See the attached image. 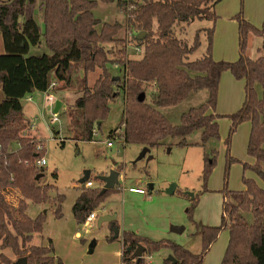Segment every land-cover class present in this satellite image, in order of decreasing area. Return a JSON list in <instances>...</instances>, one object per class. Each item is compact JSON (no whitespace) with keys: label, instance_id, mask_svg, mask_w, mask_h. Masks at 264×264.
Masks as SVG:
<instances>
[{"label":"trees","instance_id":"trees-1","mask_svg":"<svg viewBox=\"0 0 264 264\" xmlns=\"http://www.w3.org/2000/svg\"><path fill=\"white\" fill-rule=\"evenodd\" d=\"M98 1L111 0H0L3 48L0 54V263L17 264L4 255L3 252L9 251L16 261L25 258L26 264H61L53 255L50 240L46 246L32 243L34 235L42 232L45 216L39 214L31 219L25 214L29 203H49L48 191L53 187L39 184L43 170L36 169L35 161L41 153L36 151L39 143L29 133L30 122L24 117L23 100L36 91L47 92L53 81L66 88L76 86L72 77L78 70L81 73L76 89L79 97L74 107L81 115L79 137L82 141H93L94 132L107 119L109 102L121 95L122 119L110 131L109 138H115V131L120 129L117 137L124 145H140L150 150L168 146V140L176 139L177 147L202 148L203 189L216 165L217 120L222 117L230 120L224 140L227 166L236 161L228 155L231 135L238 125L250 124L246 151L254 163H244L242 168L250 170L263 186L254 179L243 178L244 190L223 188L220 223L198 229L199 254L168 240L154 242L133 232H123L122 264H135L132 254L140 245L144 255L166 249L176 264H203L204 255L223 231L228 233V242L220 264H264V24L257 28L238 12L234 17L238 58L234 62L215 61L211 55L217 20L214 7L222 0H138L128 13L124 27L134 43L133 49L138 48L141 53L129 59L125 39L118 37L123 25L94 17ZM117 6H121L119 1ZM36 10L42 14L41 28L33 21ZM195 21H206L211 26L195 30L191 43L177 35V28L182 31ZM33 26L49 55L26 56L30 41L34 40ZM202 32L206 36L205 51L199 59L191 60L190 56L200 46ZM140 33L145 34L142 40L136 38ZM253 37L260 39L259 57L255 59L248 56ZM111 66H117L120 75H112ZM95 72L97 78L90 86L88 77ZM224 72L243 82L244 99L236 112L220 116L215 114V108ZM201 91L206 92L204 102L182 112L178 125L172 124L162 112ZM97 123H100L98 128ZM197 132L198 141L189 142L188 137ZM13 145L16 149L12 150ZM52 178L56 179V175ZM112 189H89L80 194L72 207L77 224H82ZM12 192L17 194L14 204L8 201ZM194 199L191 206L196 203ZM62 201V196L55 198V218L61 217ZM111 224L112 229L115 223ZM163 264L172 263L164 260Z\"/></svg>","mask_w":264,"mask_h":264},{"label":"rangeland","instance_id":"rangeland-1","mask_svg":"<svg viewBox=\"0 0 264 264\" xmlns=\"http://www.w3.org/2000/svg\"><path fill=\"white\" fill-rule=\"evenodd\" d=\"M117 2L118 0H111L108 3L98 1L93 15L104 22L122 24L123 29L118 37L125 39L126 56L129 59L137 58L141 51L136 54L133 49L134 43L124 27L127 15L122 5L117 6ZM221 7L222 14L216 12L218 19L215 23L211 55L214 60L233 62L238 58L237 23L234 17L241 12L243 18L260 28L264 24V0H223ZM33 21L38 27H43L40 11H35ZM210 26L209 22L195 21L190 26L184 27L182 31L177 28L176 33L191 43L195 30L207 29ZM31 36L34 40L30 41L32 44L28 47L26 56L49 55L43 40L40 42V37L36 35L35 26ZM199 41L200 46L190 56L191 60L199 59L203 55L206 47L205 32L200 34ZM259 47L260 39L253 37L248 48V56L251 59L259 57L257 52ZM114 50L112 49L113 52ZM2 53L0 38V54ZM117 68V66L109 68L112 75H120ZM97 75V72L89 75L90 86ZM79 78L78 70L74 71L72 83L76 86L71 85L66 88L53 81L57 84L53 90L47 93L34 92L28 96L32 97L30 103L26 99L23 100L24 117L30 125L34 124V129L29 130V133L43 146L40 156L45 160L46 166L42 169L43 176L39 184L53 187L48 191L49 203L41 205L29 203L25 214L31 219L39 214L45 216L42 232L40 235H34L33 245L41 246L42 240L49 238L62 264H122L123 232H133L154 242L168 240L193 254H199L201 241L197 234L198 229L203 225L217 226L220 223L223 188L239 191L243 188V178H253L263 186L261 180L250 170L244 171L242 168L244 163L252 159L246 151L249 125L247 127L244 123L238 125L231 135L228 155L236 161L227 166L224 145L230 126L227 117H222L219 121V140L215 144L218 151L216 165L205 189L202 188L200 179L202 148H180L176 146V139L168 140V146L152 148L149 154L138 161L142 146L124 145L116 138H109L110 131L114 130L122 119L121 95L109 102L107 119L99 130H95L96 136L93 137V141H82L79 137L81 115L74 107L79 97L76 93ZM47 95L52 96L53 103L47 101ZM1 98L0 93V100ZM205 98L206 92L201 91L192 94L177 107L167 108L162 112L172 124L178 125L180 114L204 102ZM243 99L242 83L235 80L229 72H224L219 83L215 111L225 116L234 113L241 107ZM58 100H61L63 105L54 114L53 110ZM54 116L57 122H52ZM70 120L73 121L70 123ZM198 138L199 132L189 136L188 141L194 143ZM109 141L110 147L106 145ZM11 149L16 147L13 145ZM148 157L151 159L148 160ZM86 171L89 172L87 181L92 183V188H85V183H79ZM111 172L117 174L115 190L112 189L99 206L90 212L97 218L89 226H83L84 222L77 224L72 214L76 198L89 189L105 191V183L102 179ZM53 174L56 175V179L52 178ZM171 185L175 186V190L173 194H168L166 191ZM132 187L144 191L145 194L129 193L128 189ZM188 194H192L193 197ZM16 196L17 194L12 192L8 199L9 203L14 204ZM57 196L63 197L60 204V218L54 216L56 207L54 201ZM193 198L196 203L191 206ZM104 216H113L115 221L99 224V218ZM112 222L115 223L113 227L115 229L110 228ZM172 227H183L184 231L176 234L171 231ZM115 231L119 234L118 239L109 240L108 238H115ZM227 239V232H221L204 255L203 264H220ZM3 253L12 263L16 262V257L9 251ZM142 256L144 257L141 258V264H161L162 259L167 260L170 252L161 249L151 255L142 254Z\"/></svg>","mask_w":264,"mask_h":264},{"label":"water","instance_id":"water-1","mask_svg":"<svg viewBox=\"0 0 264 264\" xmlns=\"http://www.w3.org/2000/svg\"><path fill=\"white\" fill-rule=\"evenodd\" d=\"M145 37V34L144 33H140L139 35H137V39L138 40H142L143 38ZM60 107V103L59 102H56L55 103V107H54V110H53V113L56 114L58 112V109ZM100 123H97V128L99 127ZM146 154H149V149L147 148H143L140 155L138 156L137 160L139 161L140 159L144 158V156ZM151 157H148V160H150ZM116 178H117V174L116 173H113L111 172L109 176L105 177L104 179H102L105 183V187H104V190L106 189H112L115 187L116 185ZM39 179V176L36 177V180ZM89 179V172H84V176L79 180V183L80 184H84L87 180ZM175 190V186L171 185L169 187V189L166 191L168 194H173ZM190 195L191 197H193L192 194H188ZM111 221H114V217L113 216H104V217H101L99 218V224H101L102 222H111ZM171 231L173 233H176V234H181L183 231H184V228L183 227H172L171 228ZM115 237L117 236V232L115 231ZM128 252H130V248L127 249ZM144 252V248L140 245L138 246L135 251L133 252L132 256L133 258L135 259V264H140V261H141V258H142V254ZM168 261H170L172 264H176V261L175 259L170 255L168 256L167 258ZM17 264H26V259L25 258H20L16 261Z\"/></svg>","mask_w":264,"mask_h":264},{"label":"built area","instance_id":"built-area-1","mask_svg":"<svg viewBox=\"0 0 264 264\" xmlns=\"http://www.w3.org/2000/svg\"><path fill=\"white\" fill-rule=\"evenodd\" d=\"M118 1L122 5L123 10H125L124 13L126 15H128V13L130 11H132L135 8V5L138 3V0H118ZM134 51H135L136 54H138L140 52V50L138 48H134ZM55 85L56 84L54 82L51 83L50 86H49V88H48V90H47V92H49L50 90H52V88L55 87ZM47 92H45V93H47ZM26 100L28 102H30L31 101V97H27ZM47 101H50V102L53 103L54 100L52 99V96L51 95H49V96L47 95ZM57 121H58L57 118L54 116L52 118V122H57ZM33 129H34V124H31L29 126V130H33ZM120 133H121V130L119 129V130L115 131L114 136H115V138L118 141L121 142L120 138L117 137V135L120 134ZM93 136H96V132H94ZM106 145L108 147H110L111 146V142L110 141L107 142ZM16 147H18L17 144H16ZM36 151L39 152V153H41L43 151V146L41 144H38L37 147H36ZM45 166H46V162H45V160L42 157H40L39 159H37L35 161V167H36V169H43ZM84 187L85 188H92V183L90 181H87V182H85ZM129 191L132 192V193L145 194L144 191L139 190V189H136V188H131V189H129ZM96 218H97V216L94 213H89L85 217V221H84V225L83 226H89Z\"/></svg>","mask_w":264,"mask_h":264},{"label":"crops","instance_id":"crops-1","mask_svg":"<svg viewBox=\"0 0 264 264\" xmlns=\"http://www.w3.org/2000/svg\"><path fill=\"white\" fill-rule=\"evenodd\" d=\"M223 2V0L222 1H220L219 3H217L216 5H215V7H214V12H215V14H216V12L217 13H219L220 15L222 14V11H223V8L221 7V3ZM217 16V15H216ZM217 19H218V16H217ZM245 19V18H244ZM246 20V19H245ZM217 21V20H216ZM246 21H248V20H246ZM249 22V21H248ZM216 23V22H215ZM250 23V22H249ZM251 24V23H250ZM253 25V24H252ZM237 26V25H236ZM253 26H255V25H253ZM255 27H257V26H255ZM41 28V27H40ZM237 28V27H236ZM257 28H259V27H257ZM214 31H215V24H214ZM237 60V59H236ZM235 60V61H236ZM215 61H218V60H215ZM234 62V61H233ZM79 76H81V73H79ZM222 76V75H221ZM221 79V78H220ZM241 83H242V85H243V82L242 81H240ZM220 83V82H219ZM31 100H32V97H31ZM58 102L60 103V107H59V109H61L62 108V105H63V102L61 101V100H58ZM28 103H30V102H28ZM58 109V110H59ZM216 110V109H215ZM215 114L216 115H220V116H225V115H222V114H219V113H217L216 111H215ZM232 114V113H231ZM228 115H230V114H228ZM219 121H220V119H218L217 120V123H218V126H219ZM249 125V128H250V124L248 123V122H245L244 123V126H248ZM250 130V129H249ZM150 151V150H149ZM254 163V161H253V159H251L248 163H245V164H248V165H252ZM250 179H253V178H250ZM255 180V179H254ZM256 181V180H255ZM132 188H135V187H132ZM129 189H131V188H129ZM129 189H128V192L129 193H131V194H136V195H144V194H138V193H132V192H130L129 191ZM241 190H244V186H243V188L241 189ZM241 190H239V191H241ZM174 193V192H173ZM78 198V197H77ZM76 198V199H77ZM75 203V202H74ZM74 205V204H73ZM115 221V220H114ZM228 234V233H227ZM118 233H117V236L115 237V240L116 239H118ZM220 235V234H219ZM76 236H78V234H76ZM218 239V238H217ZM33 240H34V238H33ZM47 240H50L49 238L48 239H44V240H42V246H46L47 245ZM51 242H52V240H50ZM227 242H228V239H227ZM32 243H33V241H32ZM52 244H53V242H52ZM213 245V244H212ZM211 245V246H212ZM210 246V247H211ZM52 247H53V245H52ZM210 249V248H209ZM53 251H54V257L55 258H57V259H59V257L55 254V250H54V248H53ZM144 256H142V258H143ZM60 260V259H59ZM60 262H61V260H60ZM163 262H164V260L162 259V261H161V264H163ZM61 264H62V262H61Z\"/></svg>","mask_w":264,"mask_h":264}]
</instances>
